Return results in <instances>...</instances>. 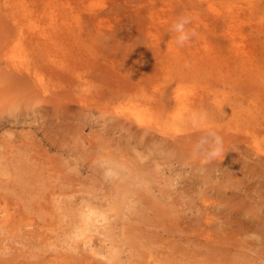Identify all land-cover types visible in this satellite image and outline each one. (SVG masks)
<instances>
[{
  "label": "rangeland",
  "instance_id": "rangeland-1",
  "mask_svg": "<svg viewBox=\"0 0 264 264\" xmlns=\"http://www.w3.org/2000/svg\"><path fill=\"white\" fill-rule=\"evenodd\" d=\"M0 264H264V0H0Z\"/></svg>",
  "mask_w": 264,
  "mask_h": 264
},
{
  "label": "clouds",
  "instance_id": "clouds-1",
  "mask_svg": "<svg viewBox=\"0 0 264 264\" xmlns=\"http://www.w3.org/2000/svg\"><path fill=\"white\" fill-rule=\"evenodd\" d=\"M191 22V18L188 16H181L172 25V31L177 33L176 44L183 47L185 46L193 37L196 36L195 29H188L187 25Z\"/></svg>",
  "mask_w": 264,
  "mask_h": 264
},
{
  "label": "bare ground",
  "instance_id": "bare-ground-1",
  "mask_svg": "<svg viewBox=\"0 0 264 264\" xmlns=\"http://www.w3.org/2000/svg\"><path fill=\"white\" fill-rule=\"evenodd\" d=\"M90 212H91V210L89 212H87V211L83 212L84 224H85V228L87 230H92V227H94L95 222H97V220H96L97 216L93 215L96 213L93 212L90 214ZM84 233H85V231H84ZM84 233H82V234H84Z\"/></svg>",
  "mask_w": 264,
  "mask_h": 264
}]
</instances>
